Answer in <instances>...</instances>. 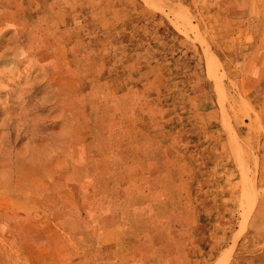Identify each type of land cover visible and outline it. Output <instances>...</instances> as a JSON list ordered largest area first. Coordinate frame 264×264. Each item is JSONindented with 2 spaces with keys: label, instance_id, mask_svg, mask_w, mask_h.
Listing matches in <instances>:
<instances>
[{
  "label": "rangeland",
  "instance_id": "rangeland-1",
  "mask_svg": "<svg viewBox=\"0 0 264 264\" xmlns=\"http://www.w3.org/2000/svg\"><path fill=\"white\" fill-rule=\"evenodd\" d=\"M0 264H264V0H0Z\"/></svg>",
  "mask_w": 264,
  "mask_h": 264
}]
</instances>
